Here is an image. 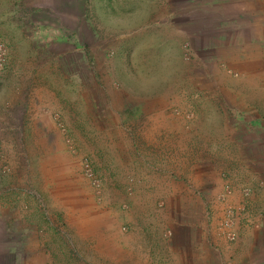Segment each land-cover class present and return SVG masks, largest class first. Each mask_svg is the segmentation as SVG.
Listing matches in <instances>:
<instances>
[{
    "label": "rangeland",
    "instance_id": "374dc122",
    "mask_svg": "<svg viewBox=\"0 0 264 264\" xmlns=\"http://www.w3.org/2000/svg\"><path fill=\"white\" fill-rule=\"evenodd\" d=\"M254 7L0 0V264H158L150 244L126 250L128 236L145 231L130 220L162 213L153 239L171 242L193 229L187 217L201 230L214 202L222 217L228 206L244 211L229 200L236 176L219 130L225 111L235 118L236 103L252 100L236 51ZM159 113L180 146L166 151L153 185L133 193L123 159L145 142L130 127ZM135 194L142 203H129ZM178 254L164 249L165 264L183 261Z\"/></svg>",
    "mask_w": 264,
    "mask_h": 264
},
{
    "label": "crops",
    "instance_id": "0c3cea01",
    "mask_svg": "<svg viewBox=\"0 0 264 264\" xmlns=\"http://www.w3.org/2000/svg\"><path fill=\"white\" fill-rule=\"evenodd\" d=\"M254 2L257 3V7H254L256 9L246 10L247 15L255 16L254 23H249L251 32H244V35L239 36L240 43H237L236 51L239 62L247 63L244 76L247 77V84L249 83L251 87L252 100L236 103L238 112L236 111L235 118L227 115L225 111L226 115L222 117L225 121L220 123L222 126L219 130L221 132L219 142L225 140L219 148L224 151L223 154L233 158L228 171L236 176L233 178L235 181L232 179L234 187L229 200L236 211L244 210L242 213L236 212V214L240 213L234 223L236 239L229 241L222 234L219 227L222 211L218 210L221 208V203L214 202L210 208V216L204 220L201 230L198 232L193 230L196 227V221L190 215L191 217H187V225L189 227L193 225V229L186 232L183 227H180L182 234L173 233L171 242L153 239L155 233L151 225L152 221H158L162 213L150 212L151 215L148 218L145 214H140L137 218L130 220L133 224L132 229L145 228V231L141 230L140 236L133 238L128 236L127 239L133 241L126 249L131 255H134L133 244L138 240L141 249L143 245L146 246V243L150 244V248L146 250L152 251L158 264H165L166 259L162 257V252L167 248L181 255L184 253L183 261L178 264H264V0H250V2L245 0L246 4ZM147 118L142 126L130 127V134L132 135L134 131V134H139L145 143H141V147L137 144L133 145L135 151L133 152L131 148V153L123 159L124 175L132 179L129 183L134 189L133 193L151 187L152 181L157 180L155 178L158 176L157 172L163 169V159L165 155H168L165 153H170L174 149L171 152V156H174L180 146L178 140H175L177 144H174V139L170 140L178 135H174L172 130L162 129L164 119L161 113ZM208 130L212 131L211 126ZM227 134L230 136H226ZM119 156L121 155L115 156V165L120 162ZM242 187H247L249 191H244L243 194ZM131 197L129 203L143 202L142 198L139 200L136 194L135 198L131 199ZM240 200H243V205L240 204ZM128 218L130 219V215L125 212V219ZM136 231L138 233V230ZM144 255L142 252V257Z\"/></svg>",
    "mask_w": 264,
    "mask_h": 264
},
{
    "label": "built area",
    "instance_id": "2783aa9c",
    "mask_svg": "<svg viewBox=\"0 0 264 264\" xmlns=\"http://www.w3.org/2000/svg\"><path fill=\"white\" fill-rule=\"evenodd\" d=\"M84 174L90 179L95 180L93 179V172L92 169H90V167L88 166V163H85ZM235 219L236 217L233 208L230 206L226 207L224 210V215L220 221L219 227L222 231V234L229 241L235 240L237 236L236 231L234 230Z\"/></svg>",
    "mask_w": 264,
    "mask_h": 264
}]
</instances>
